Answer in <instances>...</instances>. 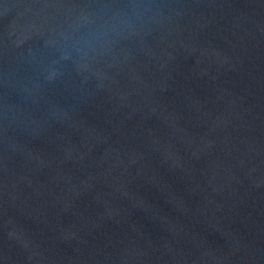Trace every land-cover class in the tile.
<instances>
[{
	"label": "water",
	"instance_id": "95a60500",
	"mask_svg": "<svg viewBox=\"0 0 264 264\" xmlns=\"http://www.w3.org/2000/svg\"><path fill=\"white\" fill-rule=\"evenodd\" d=\"M0 264H264V0H0Z\"/></svg>",
	"mask_w": 264,
	"mask_h": 264
}]
</instances>
